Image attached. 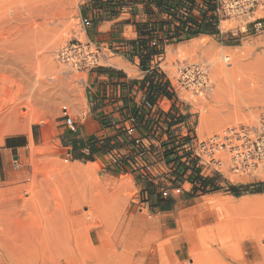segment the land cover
I'll return each mask as SVG.
<instances>
[{"label":"rangeland","instance_id":"obj_1","mask_svg":"<svg viewBox=\"0 0 264 264\" xmlns=\"http://www.w3.org/2000/svg\"><path fill=\"white\" fill-rule=\"evenodd\" d=\"M85 1L0 0V64L30 51L27 62L36 69L31 83L38 84L39 72L47 85L43 92L49 93L33 113L4 114L24 85L12 66L24 63L11 59L2 65L0 264H193L191 248L213 260L209 264L263 260L264 193H256L264 184L263 167L238 175L227 159L219 171L200 164L201 176L215 178L216 190L193 193L188 166L195 162L182 143L232 127L264 132V9L246 17L217 9L214 34L171 43L158 68L174 86L172 103L162 105L170 108L168 114L119 127L96 159L83 162L66 149L77 132L64 120L69 115L77 123L87 111L90 70L70 71L57 61V52L68 43H91L99 49L100 65L107 63L104 58L115 63L87 38L80 14ZM207 12L197 0L191 14L200 19ZM256 22L258 32L252 28ZM195 40L198 45L191 48ZM193 66L202 68L207 80L198 93L180 82ZM219 67L231 73L222 75ZM202 119L206 128L200 133ZM12 137H27L28 147L3 151Z\"/></svg>","mask_w":264,"mask_h":264},{"label":"crops","instance_id":"obj_2","mask_svg":"<svg viewBox=\"0 0 264 264\" xmlns=\"http://www.w3.org/2000/svg\"><path fill=\"white\" fill-rule=\"evenodd\" d=\"M146 5L143 0H87L81 7L88 40L108 51L115 63L108 64V59L104 58L107 63L88 71L87 111L77 120L72 131L77 134L66 148L74 161L96 159L100 149L108 144L106 138L115 135L119 127L135 121L148 124L152 118H164L170 110L162 105L171 104L172 100L163 95L153 98L149 83L142 82L155 67L160 68L161 57L170 45H163V55L150 62L148 70L142 71L136 57L143 31L152 36V46L157 40L165 39L167 30H170L168 25H162V22L169 23L170 18L153 6L150 7L153 14H148ZM164 82L169 83L168 90L173 93L172 82L166 77ZM98 123L108 124L110 128L103 129ZM100 130L105 134L103 137H100ZM28 145L27 137H12L6 140L3 151L14 152Z\"/></svg>","mask_w":264,"mask_h":264},{"label":"built area","instance_id":"obj_3","mask_svg":"<svg viewBox=\"0 0 264 264\" xmlns=\"http://www.w3.org/2000/svg\"><path fill=\"white\" fill-rule=\"evenodd\" d=\"M215 2L219 10L231 17H246L258 8L264 9V0H215ZM254 26V30L258 32L261 23L256 22ZM57 61L70 71L92 70L100 66L99 49L91 43L79 41L68 43L57 52ZM188 76L191 79H188ZM180 82L186 88L201 91L205 88L207 80L202 68L193 66L184 70ZM64 125L73 131L76 122L71 116L66 115ZM221 135H213L204 141H194L191 146L186 147L195 156L198 165H207L219 171L228 159L229 170L233 174L243 175L248 171H255L257 166L264 169L263 131L258 132L240 126L228 128Z\"/></svg>","mask_w":264,"mask_h":264},{"label":"trees","instance_id":"obj_4","mask_svg":"<svg viewBox=\"0 0 264 264\" xmlns=\"http://www.w3.org/2000/svg\"><path fill=\"white\" fill-rule=\"evenodd\" d=\"M122 2L123 0H119ZM147 5L148 14H153V10L150 8L153 6L160 13H166L167 17L170 18L169 23L162 22V25H168L170 30H167L166 38L163 40H157V44L150 45L153 41L152 36L148 32H142V40L137 44L138 54L136 57L140 60V68L142 71L148 70L150 62L154 59H159L163 55V45H171V43H183L192 38H196L199 35L204 34H214V29L216 26V12L218 5L212 4L211 0H200L207 7L208 12L202 13L200 19H196L192 16V9L195 6L197 0H143ZM215 1V0H214ZM185 2H189V8L184 7ZM216 3V2H215ZM187 10V12H186ZM172 25V27H170ZM148 36V37H146ZM164 75L158 72V69L155 67L152 70L151 74H147L142 82H148L149 88L153 92V98L163 95L169 100L173 99L172 93L169 92V83L164 82ZM194 140L186 141L182 143V148L188 150L186 147L191 146ZM190 151V150H188ZM187 152V151H186ZM189 158L192 159L194 164L188 166L193 170V174L189 178V183L193 186V193L200 191L202 194L205 193L207 188H215V178H205L201 176V169L198 165V162L195 157H193L192 152L189 153ZM191 162V161H190ZM196 164V165H195ZM188 170V169H186ZM256 193H264V184L258 185ZM230 191L236 197L240 194L238 189L231 187ZM151 195V194H150ZM162 197L157 195L155 197V205L158 206Z\"/></svg>","mask_w":264,"mask_h":264},{"label":"bare ground","instance_id":"obj_5","mask_svg":"<svg viewBox=\"0 0 264 264\" xmlns=\"http://www.w3.org/2000/svg\"><path fill=\"white\" fill-rule=\"evenodd\" d=\"M37 26V25H36ZM39 28V27H38ZM41 28V27H40ZM36 29V28H35ZM34 29V30H35ZM37 30V29H36ZM47 30V29H46ZM45 30V31H46ZM34 32V31H33ZM32 32V33H33ZM36 32V31H35ZM34 32V33H35ZM41 32V31H40ZM32 35V34H31ZM41 35H45V34H42L41 33ZM33 37H34V40H36L37 38L35 37V36H37V33L36 34H33L32 35ZM31 36V37H32ZM45 37H46V35H45ZM43 38V37H42ZM45 40V39H44ZM196 41H198V40H195V42L193 43L192 41H191V43H192V45L190 46L191 48L193 47H196L197 45H198V43H196ZM205 41V40H204ZM30 42H33V41H30ZM35 42V41H34ZM26 44H27V42H25ZM35 44V43H34ZM33 45V44H32ZM40 45H42V44H40ZM2 46V45H1ZM39 46V45H38ZM25 47V46H24ZM31 47V46H30ZM35 47V46H34ZM40 47V46H39ZM26 48V47H25ZM24 50V49H23ZM4 51H6V50H4ZM9 51V50H8ZM22 51V50H21ZM27 51H29V50H27ZM10 52V51H9ZM13 52V51H12ZM15 52V51H14ZM19 52V51H18ZM26 51H24V53H25ZM4 53V52H3ZM23 53V52H22ZM29 53H30V55H31V52L29 51ZM15 54V53H14ZM17 54V53H16ZM33 54V53H32ZM26 55H28L27 53H26ZM30 55H28V56H30ZM12 56V55H11ZM10 56V57H11ZM28 56H20V57H16V58H14L13 57V59H14V61H13V63L14 62H16V61H19L21 64H23V66L21 67V68H18L17 66L15 67V66H12L14 69H11V72H13L22 82H24V85L23 84H21L20 86V88H19V90L17 91V93H16V95L13 97L14 99H12V102L10 103V106H6V108L5 107H3L4 109H6L5 110V112L3 111V113L5 114V113H10L11 112V114H13L14 116H15V114H19V112H22L23 110H28L30 113H33V111H34V109H36L35 108V105H36V102H37V104L38 103H40V102H42V97H45V95L47 94H49V93H47V91H46V94L43 92V88H46L45 87V85H43V84H41V80H39V72L38 73H36V75H35V77H37V83L38 84H36V82H35V84H32L31 82H32V79H33V74H34V72H35V70L36 69H33V68H31V65L29 66L28 64L30 63L29 61H31V60H29L28 61ZM34 57V56H33ZM5 58V57H4ZM35 58V57H34ZM12 59V58H11ZM9 60L8 59V61H9V63H10V61H12V60ZM32 59V58H31ZM37 59V58H36ZM35 59V60H36ZM50 59V58H49ZM223 59H225L226 60V58L225 57H223ZM2 60H6V59H3L2 58ZM47 60H48V58H47ZM7 61V62H8ZM29 63H28V62ZM50 61V60H49ZM1 62V61H0ZM217 62V61H216ZM1 63H3V62H1ZM9 63H7L8 64V66L10 65ZM7 64H0V71H1V69H2V65L5 67ZM17 64V63H16ZM15 64V65H16ZM31 64V63H30ZM14 65V64H13ZM34 64H32V66H33ZM11 67V66H10ZM264 67V66H263ZM6 68V67H5ZM220 69H219V72L222 74V75H226V74H228V73H231L230 72V70L229 71H226V70H224V68H222V67H219ZM6 70V69H5ZM188 79H191V77H189L188 76ZM37 85V86H36ZM43 85V86H42ZM47 86V85H46ZM198 91H200L199 89H197V90H195V92L196 93H198ZM48 92H49V90H48ZM47 97L48 96H46V99H47ZM50 97V96H49ZM45 99V98H44ZM45 99V100H46ZM50 99V98H49ZM39 100H41L40 102H38ZM43 104V103H42ZM9 105V104H8ZM37 107V106H36ZM28 112V113H29ZM25 113V112H24ZM27 113V112H26ZM25 113V114H26ZM10 114V115H11ZM3 115V114H2ZM9 116V115H8ZM17 116V115H16ZM28 116V115H27ZM33 119H34V117H33ZM204 128H206V122H205V120H201L200 121V124H199V132L200 133H203L204 132ZM27 134L30 136V130H27ZM219 136H222V135H219ZM224 159V158H223ZM228 160V159H227ZM197 249H194V248H191L190 249V257H191V260H192V262H193V264H209L211 261H213V260H209V261H206V259H204L203 257H201V255H203V254H198V251H196ZM225 252V251H224ZM199 253H202L201 251L199 252ZM205 257V256H204ZM243 259V258H242ZM217 260V259H216ZM241 263L242 264H264V259L263 260H261V258H259V257H253L251 260H247V258L245 259H243L242 261H241Z\"/></svg>","mask_w":264,"mask_h":264},{"label":"water","instance_id":"obj_6","mask_svg":"<svg viewBox=\"0 0 264 264\" xmlns=\"http://www.w3.org/2000/svg\"><path fill=\"white\" fill-rule=\"evenodd\" d=\"M17 159V157H14V160H16Z\"/></svg>","mask_w":264,"mask_h":264}]
</instances>
